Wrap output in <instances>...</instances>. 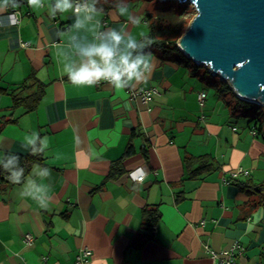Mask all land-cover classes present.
I'll list each match as a JSON object with an SVG mask.
<instances>
[{
    "label": "crops",
    "instance_id": "1",
    "mask_svg": "<svg viewBox=\"0 0 264 264\" xmlns=\"http://www.w3.org/2000/svg\"><path fill=\"white\" fill-rule=\"evenodd\" d=\"M152 2L130 0L129 19L102 0L103 23L143 39L157 8ZM74 20L71 13L52 18L47 7L33 9L26 0L0 11V121L15 119L0 134V155L29 154L23 136L36 131L48 143L39 163L52 170L47 207L21 197V185L0 189V264H77L86 249L85 264H214L206 249L234 243L235 264H264V208L250 209L256 198L231 181L264 183V141L250 118L234 120L244 115L217 93L200 105L199 93L209 96L207 77L154 46L152 69L140 83L123 90L72 84L56 48ZM39 84L43 95L33 112L12 109V96L32 94ZM149 90L155 93L148 104L130 96ZM202 155L214 170L186 178L187 159ZM116 161L124 174L107 180ZM138 168L143 178L133 181L128 173ZM153 207L160 213L155 239L136 247L142 212Z\"/></svg>",
    "mask_w": 264,
    "mask_h": 264
},
{
    "label": "clouds",
    "instance_id": "2",
    "mask_svg": "<svg viewBox=\"0 0 264 264\" xmlns=\"http://www.w3.org/2000/svg\"><path fill=\"white\" fill-rule=\"evenodd\" d=\"M26 3L33 9L47 7L52 18L65 13L75 17L74 23L60 33L63 42L56 48L62 71L72 84L95 86L104 82L123 90L144 81L150 73L151 39L138 40L123 28L106 26L102 0H26ZM111 3L113 15L133 19L130 0H111ZM20 6L21 0H0V11ZM23 147L30 155L41 156L48 147L47 137H41L36 131L25 134ZM20 160L18 154L11 152L0 155V169L11 183L21 185V197H29L41 207H47L51 184L46 181L51 180L52 170L36 163L25 175Z\"/></svg>",
    "mask_w": 264,
    "mask_h": 264
},
{
    "label": "water",
    "instance_id": "3",
    "mask_svg": "<svg viewBox=\"0 0 264 264\" xmlns=\"http://www.w3.org/2000/svg\"><path fill=\"white\" fill-rule=\"evenodd\" d=\"M176 1L195 8L179 50L237 98L264 107V0Z\"/></svg>",
    "mask_w": 264,
    "mask_h": 264
},
{
    "label": "trees",
    "instance_id": "4",
    "mask_svg": "<svg viewBox=\"0 0 264 264\" xmlns=\"http://www.w3.org/2000/svg\"><path fill=\"white\" fill-rule=\"evenodd\" d=\"M168 8L157 7L154 14H148V34L144 38L151 39L152 46L160 49L162 53L171 58L175 63L180 64L191 70L193 75L202 73V77L206 78L209 74L206 68L201 65H195L189 58H187L177 47L178 39L184 34L188 25L189 17L185 6L178 5L177 10ZM143 38V39H144ZM200 69L203 71L201 72ZM211 76V75H210ZM214 80L208 81V85L214 87L216 93L219 97L224 100V103L232 108V111L240 110L244 116L250 118V124L253 125V129L256 131V135L260 136L264 141V113H258L260 108L252 103L245 102L236 97V95L228 87L227 83L220 81L215 76H212ZM43 95V86L39 84L36 92L29 94L25 97L14 95L12 96V109L16 110L23 108L25 113L33 112ZM15 123V119L10 116L8 119H3L0 121V134L4 127L8 124ZM132 153L131 146L129 145L126 149L125 156ZM21 157L20 164L25 168V175H28L29 171L34 164L41 162V156L19 155ZM144 157L147 159V155L144 153ZM197 164V166H194ZM214 170L213 162L209 155H202L199 157H192L186 161V178L197 179L201 176ZM124 174V170L119 161H116L107 175V180L115 179L118 176ZM234 185L240 191H245L249 195L256 198L253 204L250 205V209L262 206L264 208V183L254 184L252 182H240L238 180L231 179ZM7 179L6 173L0 169V189L12 186ZM95 189V190H99ZM93 190V192L95 191ZM177 199H180V197ZM143 223L142 228L144 232L143 240L138 243L136 247H142L146 242L154 240L155 238V228L160 219V213L158 207H153L150 209H144L143 212Z\"/></svg>",
    "mask_w": 264,
    "mask_h": 264
},
{
    "label": "built area",
    "instance_id": "5",
    "mask_svg": "<svg viewBox=\"0 0 264 264\" xmlns=\"http://www.w3.org/2000/svg\"><path fill=\"white\" fill-rule=\"evenodd\" d=\"M11 20L13 22H18V17L16 14L12 13L11 14ZM1 24V23H0ZM155 91L154 90H149V91H130V96L133 99L139 98L142 103L148 104L152 100V96L154 95ZM206 98V93L205 92H200L198 95V101L200 105L204 104ZM255 132H253L254 134ZM128 176L131 180L133 181H141L143 178V171L141 169H134L128 173ZM236 176V175H234ZM33 240L32 236L30 234L25 235L24 237V243L29 244ZM239 250V246L237 243H234L231 249L221 251V252H216L210 249H206V253L212 259L214 264H235V259H234V254L235 252ZM90 256V251L82 250L80 255L77 256L76 258V263L77 264H85L87 261V258Z\"/></svg>",
    "mask_w": 264,
    "mask_h": 264
},
{
    "label": "rangeland",
    "instance_id": "6",
    "mask_svg": "<svg viewBox=\"0 0 264 264\" xmlns=\"http://www.w3.org/2000/svg\"><path fill=\"white\" fill-rule=\"evenodd\" d=\"M152 3H154L155 4V6L156 7H159V8H168V7H171V8H169V9H175V10H177V8H178V2L176 1V0H172V1H167V2H160L159 0H153V2ZM184 6H185V10H187V12H188V16H190L189 17V24H190V22L192 21V19L194 18V15H195V8H194V6L190 3V2H186V3H184L183 4ZM205 68V67H204ZM207 69V68H206ZM200 71L202 72L203 70L202 69H200ZM211 75V76H210ZM213 75L212 74H207L206 75V77H207V81H212V80H214L213 79V77H212ZM216 77V76H215ZM216 78H218V77H216ZM219 79V78H218ZM208 90H210L209 91V96L207 97V100H205L207 103H209V102H212L213 100H214V97H215V94H216V90H215V88L214 87H211V86H209L208 87ZM256 105V104H255ZM259 108H260V111H258V113H261V112H263L264 113V107L263 106H258ZM240 114H242V113H240ZM246 117L247 116H242V115H240V117H234V120H237V121H239V123H242L245 119H246Z\"/></svg>",
    "mask_w": 264,
    "mask_h": 264
}]
</instances>
